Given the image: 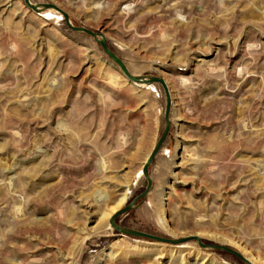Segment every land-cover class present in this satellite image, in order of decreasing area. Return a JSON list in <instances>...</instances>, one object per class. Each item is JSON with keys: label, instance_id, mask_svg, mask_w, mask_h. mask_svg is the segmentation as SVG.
Returning <instances> with one entry per match:
<instances>
[{"label": "rangeland", "instance_id": "1", "mask_svg": "<svg viewBox=\"0 0 264 264\" xmlns=\"http://www.w3.org/2000/svg\"><path fill=\"white\" fill-rule=\"evenodd\" d=\"M30 1L169 88L151 188L116 223L264 264V0ZM164 104L60 13L0 0V264H244L110 226L146 186Z\"/></svg>", "mask_w": 264, "mask_h": 264}, {"label": "water", "instance_id": "2", "mask_svg": "<svg viewBox=\"0 0 264 264\" xmlns=\"http://www.w3.org/2000/svg\"><path fill=\"white\" fill-rule=\"evenodd\" d=\"M24 4L33 12L39 13L41 10L45 9H54L57 12L61 13L63 22L65 25L75 31V32H82L85 33L91 37L99 44L101 47L102 51L111 59V61L119 68L120 73L123 75V77L130 83L132 84H142V85H151V84H159L163 90L164 97H165V104H164V110H163V116H164V127L159 134V137L157 138L154 146L152 147L148 158L146 159L145 163L142 166V174L145 177L146 180V186L145 188L139 193L137 196H135L127 205L119 209L116 213H114L110 218H109V224L110 226L119 234H125V235H130V236H135V237H142V238H148L154 241H159V242H165V243H170V244H179L187 241H196V243L203 248H210L214 250H219V251H224L227 252L234 257H236L238 260H240L244 264H251L249 260H247L241 253L236 251L235 249L227 246V245H222V244H215V243H209V242H204L201 238L198 236L192 235L189 237H184L181 239H170L167 237H161L157 235H152L149 233L141 232L135 229L127 228L124 226H120L116 223L115 219L119 215L126 213L127 211L131 210L134 207V203L137 199L144 198L150 188H151V177L149 175V166L151 162L153 161L155 155L158 153L160 150L161 146L163 145L166 137L168 136L170 126H171V121L169 118V113H170V107H171V95L169 92V88L165 82V80L159 76H154V75H133L131 74L123 61L108 47L105 38L97 33L94 32L88 28L82 27V26H76L73 25L67 15L63 10H61L59 7L52 3H41V4H33L31 3L30 0H23Z\"/></svg>", "mask_w": 264, "mask_h": 264}, {"label": "bare ground", "instance_id": "3", "mask_svg": "<svg viewBox=\"0 0 264 264\" xmlns=\"http://www.w3.org/2000/svg\"><path fill=\"white\" fill-rule=\"evenodd\" d=\"M51 9V8H50ZM54 10V9H53ZM41 11H43V10H41ZM40 11V12H41ZM54 11H56V10H54ZM57 12V11H56ZM59 13V12H58ZM60 15H61V13H60ZM62 16V15H61ZM140 85H142V84H140ZM148 156H149V154L146 156V158H145V161H146V159L148 158ZM145 161H144V163H145ZM143 163V164H144ZM143 166V165H142ZM124 199H125V197L123 196V194H122V197L118 200V202L110 209V211L108 212V216H112L114 213H116L118 210H119V207H120V204L124 201ZM122 208V207H121ZM120 208V209H121ZM109 217V218H110ZM108 221H109V219H108ZM170 232H171V230H169ZM197 235V234H196ZM195 235V236H196ZM241 253L245 256V258L247 259H249L251 262H252V259H251V257H250V255L247 253V251L245 250V248L244 247H241ZM247 259V260H248ZM249 261V262H250Z\"/></svg>", "mask_w": 264, "mask_h": 264}]
</instances>
